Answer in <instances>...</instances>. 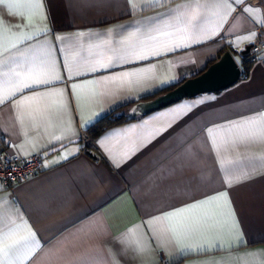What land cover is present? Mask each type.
Wrapping results in <instances>:
<instances>
[{"label":"crops","instance_id":"obj_1","mask_svg":"<svg viewBox=\"0 0 264 264\" xmlns=\"http://www.w3.org/2000/svg\"><path fill=\"white\" fill-rule=\"evenodd\" d=\"M17 11L23 16L9 14ZM0 15L9 22L0 29L7 61L0 65V153H42L36 173L9 186L0 181V238L11 231L20 242L6 264H264V47L226 88L96 136L87 130L114 108L197 74L228 48L244 68L245 49L264 25V0H28L22 8L0 5ZM183 44L192 46L170 51ZM153 51L167 54L129 63ZM37 55L62 79L37 89L52 93L43 101L23 100L31 91L12 97V70L39 66ZM109 60L112 68L88 72ZM124 71L130 76L119 77ZM73 83L82 86L73 92ZM187 104L196 106L179 107ZM230 121L239 128H216L210 143L206 128ZM247 129L256 135L242 137ZM223 191L227 198L154 219Z\"/></svg>","mask_w":264,"mask_h":264},{"label":"snow or ice","instance_id":"obj_2","mask_svg":"<svg viewBox=\"0 0 264 264\" xmlns=\"http://www.w3.org/2000/svg\"><path fill=\"white\" fill-rule=\"evenodd\" d=\"M28 2V0H0V5H7L9 8L12 7H16V8H22L25 3ZM153 3L157 2V0H152ZM232 2L236 5H240L245 3V0H232ZM241 12H247L248 11V7L245 6L243 8L240 9ZM10 15L13 16H23V12L22 11H17V12H10ZM28 23L31 24L32 20L31 17L28 18ZM9 25V22H6L4 17L2 15H0V29H2L3 27H6ZM166 27V26H165ZM15 28L17 30H19V26H15ZM44 31H47V29H45ZM155 31L160 32L161 35H170V33L164 32L161 29H155ZM135 34L130 35L129 39L132 38V36H134ZM155 37H153L154 39ZM25 39L27 40H31L32 37L31 36H26ZM21 43H23V41H21ZM199 43V41H198ZM191 44H183V45H173V47L170 49V51L172 52H176L178 51L180 48L183 47H191ZM13 47L15 48L16 45H13ZM5 51H7V49H5ZM167 53H161V52H156L153 51L151 53V55H144L141 53H137L138 59L136 61H132L130 60L129 63H137L139 61H143V60H150L153 59L156 56H161V55H166ZM36 59L40 61V65L39 66H30L28 69L26 70H22V71H16L15 69L12 70L13 75L15 77L18 78L17 83L14 85L16 87V91L12 93V97H15L17 95V93H23L25 91H31L33 92L32 96H23V100H39V101H43L46 97H48L49 95H51L52 93L50 92H44V91H38L37 89L46 87L48 85H51L54 81H60L62 78L59 75H56L55 72L53 71L55 65L51 64L49 61H47L45 58H43L40 55L36 56ZM13 61H14V57H13ZM7 61H2L0 60V65H3L4 63H6ZM113 64L112 61L109 60L108 63H102L97 61L96 64H93L89 67L88 72L89 73H97V72H101V71H106L110 68H112ZM19 67V66H18ZM73 67L78 71L79 70V65H75L70 67L69 65H65V69L67 71H72ZM136 71H141V69H136ZM119 77L123 78V77H128L130 76V72L128 71H124L122 73L118 74ZM70 79H74V77L70 76ZM104 80H112L114 81L116 78L112 77V76H107V77H103ZM170 82V81H169ZM85 83L88 84H93V83H97L96 81H85ZM168 83V82H166ZM22 85V87L20 86ZM82 85L81 84H77V83H73L71 85V88L73 90V92H75L76 89L80 88ZM55 93L57 95L63 96L64 95V90L63 89H56L54 90ZM12 97H9V99H12ZM3 101H0V103H2ZM21 101H16V104H19ZM204 101H201V103H203ZM196 105L194 104H187V105H182L179 107H186L189 111H191ZM42 110H46L42 109ZM188 112H184L183 115H187ZM264 115V114H261ZM183 118V117H181ZM241 119H246L248 122H251L254 118L253 117H242ZM172 125L170 124L169 127H171ZM239 121H230L225 123H221L218 125H213V126H209L206 128V134H207V139L210 143L215 144V139L213 136L214 130L216 128H221V129H225V128H231V127H236L239 128ZM135 126H133L134 128ZM168 129L165 128L163 131H167ZM163 132H160L159 135H162ZM256 133L254 130L252 129H247L244 130L242 133V137L244 138H248V137H253L255 136ZM157 136L155 134H153L151 136V138L149 139V143L152 142L153 139H156ZM58 139H63V138H58ZM12 148H16L17 145H13L10 144L9 145ZM146 146V145H145ZM138 150V149H137ZM135 154V151L129 152L128 156L130 158L131 155ZM8 159H11V156L8 157ZM225 187H231V185L227 182L224 181ZM228 197V193L227 191H223V192H219V193H213L210 195L205 196L203 199L199 200V201H195L192 202L188 205H186L184 208H180L174 211H167V212H163L161 215H158L156 217H154V219H166V218H170V217H174L177 215L178 212L182 213L185 212L187 209H195L200 207L201 205H205L207 204L210 200H216L218 197ZM228 203H231V201L229 200ZM234 215V212H233ZM173 231L175 232L176 229L174 228ZM14 233L9 231L3 234L2 239L3 243L0 244V264H6V260L5 258L7 257L8 253L11 251V249L18 243H20L19 241L13 240ZM32 237L33 239L35 238V233H32ZM11 240V243H8V241ZM243 243H246V241H243Z\"/></svg>","mask_w":264,"mask_h":264},{"label":"water","instance_id":"obj_3","mask_svg":"<svg viewBox=\"0 0 264 264\" xmlns=\"http://www.w3.org/2000/svg\"><path fill=\"white\" fill-rule=\"evenodd\" d=\"M249 50L250 47H247L245 52ZM242 73V65L233 51L228 48L197 74L183 79L174 87L152 97L141 98L133 102L127 109L122 111V114L128 119H132L185 97H193L204 92L218 91L234 84L240 79Z\"/></svg>","mask_w":264,"mask_h":264},{"label":"built area","instance_id":"obj_4","mask_svg":"<svg viewBox=\"0 0 264 264\" xmlns=\"http://www.w3.org/2000/svg\"><path fill=\"white\" fill-rule=\"evenodd\" d=\"M260 36L250 47L251 52H257L264 47V25L259 28ZM11 156L9 160L8 157ZM42 166V153L36 152L22 156L7 151L0 153V181L9 186L14 182L36 173Z\"/></svg>","mask_w":264,"mask_h":264},{"label":"trees","instance_id":"obj_5","mask_svg":"<svg viewBox=\"0 0 264 264\" xmlns=\"http://www.w3.org/2000/svg\"><path fill=\"white\" fill-rule=\"evenodd\" d=\"M212 61L213 60H211L210 63ZM252 61H253V56L251 55V51L249 50V51L245 52L244 56H243V62H242V63H244L243 73H245L247 71L248 64L251 63ZM175 85L167 86V87H165L159 91H156L155 93L146 95L144 98L152 97V96H154V95H156V94H158L164 90H167L169 88L174 87ZM135 101H137V100H135ZM135 101H131L130 103H125L123 105H120V106L114 108L113 110H111L110 112L106 113L104 116L97 119L94 123H92L88 127V129H87L88 133L91 136H96V135L100 134L101 132H103L104 130H106L107 128H109L115 124L129 120L126 116H124L122 114V111L127 109L128 106H130Z\"/></svg>","mask_w":264,"mask_h":264}]
</instances>
